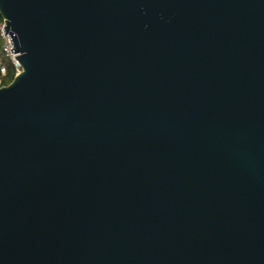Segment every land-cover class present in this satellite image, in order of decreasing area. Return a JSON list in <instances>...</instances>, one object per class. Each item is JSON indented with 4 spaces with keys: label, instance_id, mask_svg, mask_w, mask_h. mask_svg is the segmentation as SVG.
Wrapping results in <instances>:
<instances>
[{
    "label": "water",
    "instance_id": "1",
    "mask_svg": "<svg viewBox=\"0 0 264 264\" xmlns=\"http://www.w3.org/2000/svg\"><path fill=\"white\" fill-rule=\"evenodd\" d=\"M0 19V264H264V0Z\"/></svg>",
    "mask_w": 264,
    "mask_h": 264
},
{
    "label": "built area",
    "instance_id": "2",
    "mask_svg": "<svg viewBox=\"0 0 264 264\" xmlns=\"http://www.w3.org/2000/svg\"><path fill=\"white\" fill-rule=\"evenodd\" d=\"M2 27H3L2 22H0V41H1L0 57L8 60L15 70L16 62L14 60V54L10 53L9 51L11 50V46H10L8 37L5 34L3 35L2 33ZM4 75H5V68L0 59V87L4 86L2 84V79H1Z\"/></svg>",
    "mask_w": 264,
    "mask_h": 264
},
{
    "label": "trees",
    "instance_id": "3",
    "mask_svg": "<svg viewBox=\"0 0 264 264\" xmlns=\"http://www.w3.org/2000/svg\"><path fill=\"white\" fill-rule=\"evenodd\" d=\"M0 22H1V19H0ZM0 44H1V41H0ZM0 59L5 68V75L1 78L2 84L6 85L11 81L12 77L14 76L15 70L8 60L3 59L1 57Z\"/></svg>",
    "mask_w": 264,
    "mask_h": 264
}]
</instances>
